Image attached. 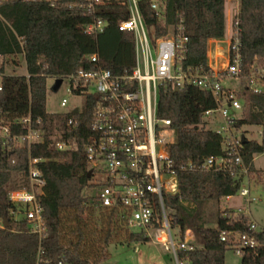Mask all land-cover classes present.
<instances>
[{"label": "trees", "instance_id": "16d2710c", "mask_svg": "<svg viewBox=\"0 0 264 264\" xmlns=\"http://www.w3.org/2000/svg\"><path fill=\"white\" fill-rule=\"evenodd\" d=\"M225 1L160 0L163 8L159 15L149 0H139V4L153 40L168 34L182 20L189 36L184 66L207 68L208 41L225 35ZM85 3L0 0V126L9 129V136L0 137V264H35L39 249L51 262L99 264L108 258L111 243L149 240L128 228L124 209L104 207L94 196L84 194L86 188L97 184L84 151L93 135L96 97L89 95L81 112L46 110L48 77L64 78L81 66L86 70L101 66L116 73L134 67L133 34L118 28V22L128 17L127 6L122 0H106L96 15L104 18L107 26L94 36L85 31L92 20L85 12ZM234 19L238 22L244 71L254 62L264 65V0H241ZM93 54H97L98 63L91 61ZM18 57L26 72H7L6 62L17 66ZM239 96L243 110L235 127L264 128V89H244ZM215 106L209 92L193 85L182 90L169 83L160 87L158 114L170 118L175 129V142L168 152L179 182L178 193L168 196L166 203L179 235L183 237L191 230L195 236L194 248L178 251V260L182 264H225V252L235 250L241 235H247L258 243L242 249L241 264H264V229L251 228L252 221L243 211L218 208L225 196L238 192L241 181L228 172L180 168L188 161L198 165L209 156L225 153L222 136L206 129L202 118L205 110ZM29 116L32 126L41 129L43 141L22 146L12 136L27 133L24 119ZM70 119L77 124L69 125ZM70 139L76 141V148H56V141ZM263 152V143L247 138L242 142L241 156L250 174L255 172V156ZM30 157L42 159L39 168L46 179L39 197L45 220L42 235L30 231L21 213L15 216L12 211L23 206L9 198L12 190L28 185ZM209 203L217 205L213 225H209Z\"/></svg>", "mask_w": 264, "mask_h": 264}, {"label": "built area", "instance_id": "2783aa9c", "mask_svg": "<svg viewBox=\"0 0 264 264\" xmlns=\"http://www.w3.org/2000/svg\"><path fill=\"white\" fill-rule=\"evenodd\" d=\"M43 1L52 5L55 2ZM122 1L127 6L128 17L118 22V28L133 34L134 67L116 73L101 66L93 70L81 66L76 73L62 78L68 82L72 94L86 99L89 95L96 97L91 122L93 135L84 145V151L97 184L86 188L85 192L90 191L89 195L104 207L124 209L130 230L143 233L154 243L165 245L172 250L177 264H182L178 260V251L192 250L195 236L191 230H187L183 237L174 234L172 209L166 203L168 196L178 193L179 182L168 152L175 142V129L170 118L158 114L160 87L169 83L175 89L182 90L187 85H193L213 96L216 106L205 110L202 118L206 129L222 136L225 153L209 156L198 165L188 161L180 168L186 171L228 172L241 181V186L235 195H227L224 199L228 201L238 195L250 202L251 174L241 156L242 137L245 134L234 125L241 116L243 102L236 89L226 82L244 79V89L261 92L264 89V65L254 62L247 72L244 71L238 22L234 19L225 65L216 68L207 61V68L202 65L185 67L183 60L188 51L189 36L183 21L171 27L168 34L153 40L141 13L139 0ZM149 1L151 8L159 15L163 8L160 0ZM105 3L106 0H86L85 12L92 18L85 26L87 33L97 36L105 30L107 21L96 15L97 9ZM2 57L0 54V60ZM90 59L98 63L97 54L91 55ZM67 104L68 99L63 98L61 105ZM84 105H74L70 110L81 112ZM24 122L27 133L14 135L12 139L22 146L43 141V133L40 128L32 126L31 117L24 119ZM68 124L75 126L77 120L70 119ZM213 124L217 126L213 128ZM7 136L8 127L0 126V137ZM55 145L59 150L77 147L74 139L58 140ZM41 160L29 158L28 185L9 194L11 202L23 206V211L17 209L12 212L15 216L21 213L30 231L39 235L45 231L43 208L39 201L46 184L39 168ZM237 210L243 211L242 208ZM251 228L260 229L253 221ZM221 238L224 240V235ZM257 243L254 237L241 235L235 251L241 255L244 247ZM42 253L39 249L35 264H71L64 260L51 262Z\"/></svg>", "mask_w": 264, "mask_h": 264}, {"label": "rangeland", "instance_id": "374dc122", "mask_svg": "<svg viewBox=\"0 0 264 264\" xmlns=\"http://www.w3.org/2000/svg\"><path fill=\"white\" fill-rule=\"evenodd\" d=\"M241 6V4L239 5ZM232 8L235 9L234 3ZM235 18V17H234ZM220 45V44H219ZM222 45V44H221ZM218 57L219 67L225 65L227 59ZM19 64L15 66L12 62H6L7 72L12 73L14 70L18 74L26 72L25 64H22V59L18 57ZM217 67V68H219ZM55 78H47V93H46V110L53 112H67L74 105L83 106L86 102V97L77 96L69 91L67 81H63L58 89H54ZM236 89L238 94L244 90L246 81L244 79H231L226 82ZM63 98L68 99L66 106L61 105ZM241 113V112H240ZM213 128L217 125H211ZM239 131L243 132L247 139L254 140L264 144V128L256 125H244ZM255 172L251 174L250 180V197L248 202L245 198L238 195L230 200L222 199L218 208L234 209L242 208L251 221L257 224L258 228L264 229V152L257 154L254 158ZM97 177H101L97 175ZM90 191L84 192L89 195ZM217 205L209 203L207 213L209 215L210 224L213 225L212 215L216 211ZM19 217L18 214H16ZM178 228H174V234H179ZM178 239V237L176 236ZM109 256L99 264H177L174 254L171 249L165 245L154 243L151 240L145 242H122L111 243L108 246ZM225 264H241V255L233 249H228L225 252Z\"/></svg>", "mask_w": 264, "mask_h": 264}, {"label": "crops", "instance_id": "0c3cea01", "mask_svg": "<svg viewBox=\"0 0 264 264\" xmlns=\"http://www.w3.org/2000/svg\"><path fill=\"white\" fill-rule=\"evenodd\" d=\"M234 3L235 9L232 8ZM241 0H226L225 1V35L222 39H210L208 41L207 57L208 63L213 67H219L218 57L227 59V46L229 44L231 29L234 17L237 16L240 10ZM220 44V45H219ZM222 44V45H221Z\"/></svg>", "mask_w": 264, "mask_h": 264}, {"label": "water", "instance_id": "95a60500", "mask_svg": "<svg viewBox=\"0 0 264 264\" xmlns=\"http://www.w3.org/2000/svg\"><path fill=\"white\" fill-rule=\"evenodd\" d=\"M62 82H63V79H62V78H56V80H55V84H54V89H55V90L58 89L59 86L62 84ZM176 90H178V88H176ZM75 112H77V110H75ZM245 141H246V136L243 135V137H242V142H245ZM90 174H91V172L89 173V176H90ZM6 225H8V221H7V219L5 218V226H6Z\"/></svg>", "mask_w": 264, "mask_h": 264}]
</instances>
